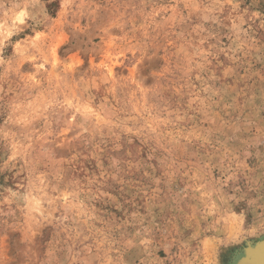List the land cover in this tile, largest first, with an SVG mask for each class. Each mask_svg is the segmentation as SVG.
<instances>
[{
    "label": "rangeland",
    "instance_id": "1",
    "mask_svg": "<svg viewBox=\"0 0 264 264\" xmlns=\"http://www.w3.org/2000/svg\"><path fill=\"white\" fill-rule=\"evenodd\" d=\"M262 241L264 0H0V264Z\"/></svg>",
    "mask_w": 264,
    "mask_h": 264
},
{
    "label": "bare ground",
    "instance_id": "2",
    "mask_svg": "<svg viewBox=\"0 0 264 264\" xmlns=\"http://www.w3.org/2000/svg\"><path fill=\"white\" fill-rule=\"evenodd\" d=\"M240 264H264V249L255 248L241 259Z\"/></svg>",
    "mask_w": 264,
    "mask_h": 264
},
{
    "label": "water",
    "instance_id": "3",
    "mask_svg": "<svg viewBox=\"0 0 264 264\" xmlns=\"http://www.w3.org/2000/svg\"><path fill=\"white\" fill-rule=\"evenodd\" d=\"M255 248H256V249H257V248H262V249H264V241L259 242V243H256V244H255L253 247H251V248H247V249L245 250V254H244V256L247 255L249 251H252V250H254ZM244 256H243V257H244ZM243 257H242V258H243ZM242 258H241V259H242Z\"/></svg>",
    "mask_w": 264,
    "mask_h": 264
}]
</instances>
